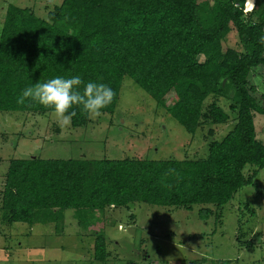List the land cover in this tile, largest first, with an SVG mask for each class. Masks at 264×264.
Masks as SVG:
<instances>
[{
  "label": "trees",
  "instance_id": "trees-1",
  "mask_svg": "<svg viewBox=\"0 0 264 264\" xmlns=\"http://www.w3.org/2000/svg\"><path fill=\"white\" fill-rule=\"evenodd\" d=\"M262 3L253 20L252 10L244 12L245 0H63L47 20L31 8L8 5L0 32V112H52L31 99L18 104L17 98L37 82L79 75L114 90L101 114L114 113L128 77L192 135L203 122L229 120L216 101L203 110L209 97L228 98L231 91L229 109L236 119L198 160L12 159L1 192L3 221L57 223L72 210L87 229L90 216L108 207L220 209L252 185L264 168V145L253 123L255 113L264 115V95L259 101L249 82L251 70L264 69V45L258 42L264 34ZM231 31L239 51L222 45ZM170 94L174 102L167 105ZM73 110L71 127L86 126L90 116ZM247 166L255 168L249 176L243 173ZM211 214L204 208L199 218ZM95 255L105 257L100 236Z\"/></svg>",
  "mask_w": 264,
  "mask_h": 264
},
{
  "label": "rangeland",
  "instance_id": "rangeland-1",
  "mask_svg": "<svg viewBox=\"0 0 264 264\" xmlns=\"http://www.w3.org/2000/svg\"><path fill=\"white\" fill-rule=\"evenodd\" d=\"M63 0H0V21L8 5L31 8L47 20ZM252 20L263 8L262 0H245ZM248 15V13H247ZM224 48L240 50L236 33L222 41ZM199 60L203 58L200 56ZM264 69L250 71L249 82ZM209 97L228 114L225 124L203 122L192 135L130 78L124 77L112 115L90 116L80 128L61 127L53 112H0V200L5 174L12 159H139L147 161L198 160L207 155L210 142L220 141L234 126L230 97ZM171 94L165 103L171 105ZM256 139L264 145V115L253 118ZM254 167L243 171L249 176ZM1 205V203H0ZM212 210L205 220L199 211ZM0 209V264H264V168L253 184L240 189L222 208L195 205L191 210L132 203L108 207L90 216L87 229L72 210L57 223H6ZM104 240L105 257L95 255L96 239Z\"/></svg>",
  "mask_w": 264,
  "mask_h": 264
},
{
  "label": "clouds",
  "instance_id": "clouds-1",
  "mask_svg": "<svg viewBox=\"0 0 264 264\" xmlns=\"http://www.w3.org/2000/svg\"><path fill=\"white\" fill-rule=\"evenodd\" d=\"M51 2V0H50ZM264 45V34L258 37ZM254 85L258 92L264 93V76L256 75ZM82 86V87H81ZM115 98L114 90L104 83L85 82L81 76H56L44 82L26 87L17 98L18 104L31 99L50 108L61 127L69 126L77 115L74 106L89 116H99L101 110L108 107Z\"/></svg>",
  "mask_w": 264,
  "mask_h": 264
},
{
  "label": "crops",
  "instance_id": "crops-1",
  "mask_svg": "<svg viewBox=\"0 0 264 264\" xmlns=\"http://www.w3.org/2000/svg\"><path fill=\"white\" fill-rule=\"evenodd\" d=\"M3 21H4V18L0 21V32H1Z\"/></svg>",
  "mask_w": 264,
  "mask_h": 264
}]
</instances>
